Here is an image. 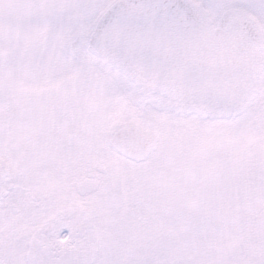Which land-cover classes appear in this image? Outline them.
I'll return each mask as SVG.
<instances>
[{
    "label": "snow or ice",
    "instance_id": "obj_1",
    "mask_svg": "<svg viewBox=\"0 0 264 264\" xmlns=\"http://www.w3.org/2000/svg\"><path fill=\"white\" fill-rule=\"evenodd\" d=\"M0 264H264V0H0Z\"/></svg>",
    "mask_w": 264,
    "mask_h": 264
}]
</instances>
